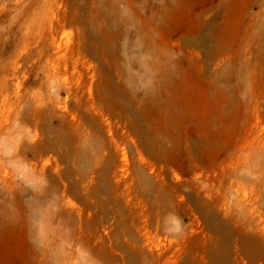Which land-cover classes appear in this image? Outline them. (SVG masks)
Returning a JSON list of instances; mask_svg holds the SVG:
<instances>
[{"label":"rangeland","instance_id":"374dc122","mask_svg":"<svg viewBox=\"0 0 264 264\" xmlns=\"http://www.w3.org/2000/svg\"><path fill=\"white\" fill-rule=\"evenodd\" d=\"M0 264H264V0H0Z\"/></svg>","mask_w":264,"mask_h":264},{"label":"bare ground","instance_id":"6f19581e","mask_svg":"<svg viewBox=\"0 0 264 264\" xmlns=\"http://www.w3.org/2000/svg\"><path fill=\"white\" fill-rule=\"evenodd\" d=\"M230 24H231V18H230V15L226 13V16H225V20L221 23V24H218L215 28V31L216 32H219V34L221 33H226L227 29H230ZM214 34V32H213Z\"/></svg>","mask_w":264,"mask_h":264}]
</instances>
